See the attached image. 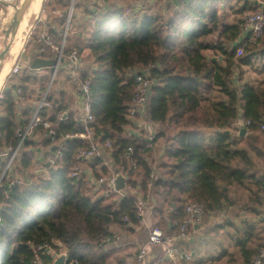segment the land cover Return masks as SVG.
Segmentation results:
<instances>
[{
  "label": "trees",
  "instance_id": "trees-1",
  "mask_svg": "<svg viewBox=\"0 0 264 264\" xmlns=\"http://www.w3.org/2000/svg\"><path fill=\"white\" fill-rule=\"evenodd\" d=\"M50 1L64 8L63 14L68 8L67 0ZM219 1L152 0L139 10L131 8L127 12L111 2L89 13L91 29L84 38L67 34L65 54L77 50L84 63L79 75L91 81L88 101L93 121L88 125L100 135V143L106 139L111 142L104 152L108 165L95 157L86 162V167L94 177L122 172L132 190L108 202L106 196L90 194L83 172L79 179L70 176L75 155L86 144L78 137L64 135L82 132L83 122L68 115L55 127L56 144L46 137L45 129L36 127L12 162V171H26L32 176V185L5 194L7 173H2L7 156L0 158V264H50L52 255L36 247L46 244L59 250L57 242L66 250V264H110V251L99 239L116 226L131 231L130 227L139 223L136 205L146 199L152 186L167 197L168 207H172L169 216L175 223L183 220L184 206L189 201L202 203L204 217L220 207L232 206L231 186L248 191L243 201L245 209L256 213L262 207L264 172L260 169L264 154L238 147L242 137L233 124L237 120L250 121L245 136L259 131L264 122V77L257 84L245 82L238 86L234 84L233 69L241 65L252 66L258 72L264 69L253 64L257 56H262L264 36L256 43L236 42L241 35L242 12L257 10L264 0H231L225 13L220 12ZM57 16L51 15L54 19L64 15ZM62 28L51 26L45 32L58 39ZM238 47H242L240 56H236ZM34 49V57L52 58L51 53L38 54L36 39ZM83 52H87L89 61ZM217 56L222 63L213 59ZM148 64L156 67L150 70L154 83L145 115L166 128L158 134L166 137V159L161 164L165 178L150 177L152 151L141 144L146 131L140 130L136 136L127 134L128 128H135L128 117L133 93V79L128 73ZM48 77L36 78L29 73L19 83L2 89L0 155L16 146L15 130L29 121L34 102L47 88ZM56 81L54 78L47 94L49 107L42 113L50 120L54 119L53 111L67 107L63 92L51 89ZM35 83L40 88L35 89ZM17 88L21 89L18 96ZM30 99L32 103L26 104ZM35 135L41 140H35ZM59 144L62 157L47 171L35 175L32 168L47 164ZM152 195L155 197V193ZM155 202L153 214L161 218L158 226L176 235L177 224L174 231H169L162 223L168 207L162 210ZM125 216L127 221L123 220ZM243 242L240 237L237 246L244 262L250 264L264 244L251 249Z\"/></svg>",
  "mask_w": 264,
  "mask_h": 264
},
{
  "label": "built area",
  "instance_id": "built-area-1",
  "mask_svg": "<svg viewBox=\"0 0 264 264\" xmlns=\"http://www.w3.org/2000/svg\"><path fill=\"white\" fill-rule=\"evenodd\" d=\"M49 0H43V6L47 4ZM68 8L67 15L68 19L66 21L64 29L60 32L59 38L55 39L54 36L50 33L42 32L37 38L36 42L38 44V54L43 55L46 53H51L52 58L56 60L54 72L50 74V85L48 88L41 92L37 97L36 101L33 104V109L31 113V117L29 121L22 127L17 128L15 130V136L17 138V144L15 147H9L8 150L4 153L7 156L6 165L4 167L2 176L7 173V184L5 194H8L14 188L26 185H32L33 179L32 176L29 175L26 171L23 174H20L16 171H12V162L14 158L18 155V151L21 146L25 142V140L33 133V130L36 127H42L46 130V137L50 139L53 144H56V129L62 121H64L68 115H72L74 119H78L80 122H83V131L80 133L69 134L66 133L64 138H75L78 137L84 140L86 147L80 149L76 155V163L71 171L70 176L74 179H79L81 173L83 172L88 182L91 184V190L95 197L106 196L112 194H118L120 197L127 195V191H131V187L125 183V187L123 190H117L115 188V177L116 171H112L109 175L94 177L86 170H84L83 164H86L87 161L94 159L95 157H99L102 159L105 165H108L106 161V156L104 152L108 150L111 146L110 140L106 139L104 143H100V135L96 134L94 129L88 124L93 121V116L90 109V103L88 101V94L90 91L91 81L88 78H82L79 75V72L84 68V63L81 60V56L77 52L76 49L70 50L68 54H65L66 47V39L67 32L69 28L70 15L75 8V4L80 0H67ZM13 0H0V29L3 25V21L5 19V15L9 13V8L13 7ZM263 4L257 10H246L241 14V22H240V30H241V39L244 43L252 42L256 43L260 38L264 36V13L262 11ZM54 16L58 13L57 9H52L51 11ZM242 54V47H238L236 49V56H240ZM43 58V57H42ZM62 59V62L59 60ZM156 67L154 64H148L146 66L133 68L129 70L128 75L133 79V93L130 102V106L128 109V117L134 121L136 124V119L139 118L138 123L143 127V129H147V134L145 138L142 139L141 144L144 145L149 150H153V141L154 135L149 131L148 126H144L142 124L143 121L146 120L145 110L151 95V88L153 85V80L151 79L150 70L151 68ZM21 66L13 63L10 69L11 73H16L20 70ZM64 69L66 76L73 81L76 86V89L79 93L80 104H79V112L74 115L68 112L67 110L62 111H53L51 114L53 116V120L48 119V117H44L42 113H44L45 109L49 107V102L47 100V94L49 88L54 80L56 72L58 69ZM40 69H36L38 71ZM21 89L17 88L15 94L20 95ZM2 97V90L0 91V98ZM23 100V97H19ZM239 123H243L247 127L250 124V121H240L237 120L233 125L237 127ZM259 131L264 132V122L260 124ZM59 144L55 151L53 152V157H50L46 163L36 165L33 168V173L35 175L40 174L42 171H47L50 166L55 164L57 158L62 157L63 150ZM131 151V148H128ZM44 163V162H43ZM122 173V172H121ZM92 174V173H91ZM125 177V182L127 181L126 174L122 173ZM150 177L156 178V173H150ZM151 183L149 184V186ZM102 191V193H99ZM99 193V195L97 194ZM148 201V200H147ZM261 215L264 214V194L261 196ZM148 211V203L143 200L138 202L136 205V217L138 218V224H142L146 219V214ZM185 216L180 223H177V234L174 235L170 232H167L162 227L158 225H150L147 228V245L155 246L160 245L163 246V256L167 257L171 261H176L177 259H185L190 260L191 256L188 253H181L178 251L175 243L177 238L185 237L188 232L201 225L202 216L204 213V208L202 203L198 201H189L184 206ZM264 216V215H263ZM123 220L127 221V217L125 216ZM121 242V236L117 232H111L108 235H105L99 239V243L101 244H111ZM37 250H43L49 252L52 247L47 246L46 244L38 245ZM149 249L144 245L141 246L137 253V261L145 262L148 258ZM67 261V257H66ZM65 261V264H66ZM76 262V261H75ZM72 262H70L71 264ZM250 264H264V249H260L256 254L252 256L250 259Z\"/></svg>",
  "mask_w": 264,
  "mask_h": 264
},
{
  "label": "rangeland",
  "instance_id": "rangeland-1",
  "mask_svg": "<svg viewBox=\"0 0 264 264\" xmlns=\"http://www.w3.org/2000/svg\"><path fill=\"white\" fill-rule=\"evenodd\" d=\"M13 1H14V3L12 5H14L15 11H14L13 7L9 8V13L5 15V19L3 21L4 23L0 29V53L7 46H9L11 44L10 33H12V19L16 13V10L18 9L17 3L15 2V0H13ZM77 2L78 3L75 4V8L72 12V15H70V21H69V28L70 29L68 30L67 34H69L70 37L78 36L80 38H84L86 35H88L90 33V29H91V21H90L89 13L96 12L99 9H101L102 7H104V6L106 7L111 2H114L117 6L122 7L123 10L126 12L131 10L132 7H134L133 8L134 10H139V9L143 8L145 4L150 3L151 0H107V3H106V1L102 2L100 0H80ZM232 2L233 1H231V0L219 1L220 12L225 13L227 11V9H226L227 4L232 3ZM55 8H57L59 10L57 13L58 14L57 17H59L60 15H62V16L64 15V16L59 17L57 19H54V17H51V13H52L51 11H52V9H55ZM62 9H64V8L56 7L54 4H52V2L50 0L47 2V4L45 6H43V0H42L40 11H39L37 17L31 21L30 29L24 38L22 46L20 47V49H21L19 52L20 56L19 57L17 56L18 58L12 59L8 55V52H6L3 55L2 59H0V69L3 67H5V71L7 69L6 73L4 74V76L0 82V91L7 85L19 83L22 80V77L26 76L29 73L36 75V78H37V75H40L37 72H35L34 70L29 72L28 67H25V68L23 67L22 61H25L24 60L25 57H28L29 54L31 53V51H33V49L35 48V39L40 33L45 32L47 30V28L51 27V26L57 27L58 25H60L61 27H63L62 29H64L66 21L68 19V15H67L68 13H67V9H66L65 13L63 14L64 10H62ZM228 18H230V17L228 16ZM60 23H62V24H60ZM15 37H16V41L19 38L23 37V36H21L19 28H18L17 35ZM207 55L209 56V55H211V53L209 51H207ZM83 56H84V59L86 61L90 60L88 55H87V52H83ZM216 58L219 61H221L220 56H217ZM262 62H263L262 58L257 56L256 61H254L253 64L261 66ZM13 63L22 66L21 69L16 73L10 72V69H11ZM251 68L247 67L246 70H243V71L239 70V68H238V70H237L238 73H236L233 76L234 82L238 83L237 81H238L239 76H243L246 79L247 78V72L253 71ZM235 69H237V68L235 67ZM49 81L50 80L48 77V82L45 84L44 89L47 86H49ZM53 86L54 87L58 86L57 81L54 82V84L52 85V88H51L52 90L54 89ZM33 87H35V89H37V88H40V85L38 83H35ZM30 100L28 102H26V104H31L33 100L32 99H30ZM157 137H158L157 138V145H156L155 150L151 152L152 154H151V157L149 158V161L151 164L152 172L156 173L158 178L159 177L165 178L166 176H165L164 170L161 167V164L164 160L162 158L161 148H160V145L162 144V142H164L165 137H159L158 135H157ZM263 138H264V132H261V131L253 132L252 134H250L248 136L242 137L241 140L239 141L238 147L246 148L248 153L251 152L252 154H254L256 152V150H258L256 147V143L262 142ZM34 139L35 140H37V139L41 140L40 137L38 138L36 135H35ZM40 143H41V141H40ZM40 143L38 145H40ZM262 147L264 148V146H262ZM262 151H264V149H262ZM1 153H2V151L0 152V154ZM4 157H5L4 154L0 155V158H4ZM33 168H32V170H33ZM228 189L230 190L232 199L234 200V204L232 205V207H229V206H223L222 208L220 207V209H216L212 212H209V213H207V215H205V217L203 216V218H202L203 227H205V229H206L204 236H205V234L210 232V233H212V239H214V238L215 239L213 241H210L211 238L210 239H202L204 237V236H202V238L199 239V246L203 245V248H201L200 251H204L205 249L209 248V245L212 246V245L216 244L217 242H219L220 244L224 243V245L228 244V242L230 241L229 234L231 232H233L234 230L232 227H230V225L225 223L226 220L233 221V223L235 222L236 225L242 224L241 216L243 214H241L240 211L241 210H247V209H243L242 203L248 197V191L244 188H240L237 186H231V187H228ZM89 192H90V194L94 195L91 189L89 190ZM99 193H102V191H100ZM99 193H97V194L99 195ZM118 196H119L118 194H112V195H106L105 198H106V201L110 202L114 199H118ZM148 196H149V194H147L145 201L148 203V206L150 207L153 204V202L148 200ZM155 199L157 200V204L159 203L160 209H162V210L167 209L169 204H168V199L164 193L162 194L160 192V190H156L155 191ZM246 214H247V215H245L246 217H243V218L246 219V221H247V218L249 216L251 217V213L249 211ZM160 222H161V218H160V215L157 213V215L153 214V216H150L149 221L147 222V225L148 226L149 225H159ZM218 225H221V228ZM258 229L262 233V231L264 229L263 225L260 226ZM114 230H116L120 236L127 237V233H126L127 230L125 229V227L116 226V227H114ZM228 231H230V232H228ZM240 231H242V230H240ZM130 247H132V248H130ZM104 249H109V251H110L109 257H108V262L110 264H123V263L129 262V261H133L135 258V255H136V249L134 248L133 245L129 246L128 244H120V242L111 243V245L105 247ZM49 253H51L54 257H57L61 254H64L65 257L67 256L66 250L64 247H61L59 250H56L55 248L52 247V249L49 251ZM184 262H183V264L193 263L190 261L186 262V263H184Z\"/></svg>",
  "mask_w": 264,
  "mask_h": 264
},
{
  "label": "crops",
  "instance_id": "crops-1",
  "mask_svg": "<svg viewBox=\"0 0 264 264\" xmlns=\"http://www.w3.org/2000/svg\"><path fill=\"white\" fill-rule=\"evenodd\" d=\"M34 1L35 2L37 1V3L39 2L40 5H39L37 13L30 17L27 31H25L24 34L23 33L21 34V36H23L22 37L23 38L22 44H23V41H24L26 34L28 33V31L30 29L31 21L37 17V15L40 11L42 1H40V0H33L32 1L31 0L30 5ZM151 2H152V0H151ZM263 5H264V3H263ZM132 8H134V7H132ZM21 23H22V19H21V22L19 24L20 33H21ZM241 41H242V39L240 37L236 42L239 43ZM34 50L35 49H33V51H31V53L29 54L28 57H25V59H24L25 61H22L23 67L29 68L31 61L35 58L34 57L35 56ZM17 56L19 57L20 54ZM17 56L12 58V59L18 58ZM213 58L216 59V57H213ZM260 58H262V61H263L262 67H264V48L262 49V56H260ZM45 59H48V58H45ZM219 62L222 63V61H219ZM245 67L251 68L252 66L241 65L240 67H236L237 69H235V67H234L233 76L236 73H238L237 72L238 68H239V70L243 71V70H246ZM1 69H0V72H1ZM251 69L253 71L247 72V78L246 79L243 76H241L240 79L238 78V81H237L238 83H235V82L234 83L238 86L242 85L245 82H249V83H253V84L259 83L260 80L264 77V69H262L261 72H258V70L255 71L253 67ZM31 70L36 71V69H31ZM6 71H7V69H6ZM6 71L4 72V74L6 73ZM36 72L38 74H40L39 76H46V75L50 76V74H51V71L49 68H41L40 70H38ZM65 77H67V76L64 72V69H59L57 75H55V77H54L57 79L58 86L53 87L54 88L53 90L63 92L64 100L67 104L66 105L67 107L64 110H67L71 114L76 115L79 112V104H80L79 93H78L77 89L75 88V86H73L71 84V81L66 80ZM49 80H50V78H49ZM47 88H48V86H47ZM146 115H145V117H146ZM138 120H139V118L136 119L137 123L134 125L135 128L133 127V128L127 129L128 135H135L136 136L140 133V130H144L143 127H140L142 125H140L138 123ZM142 124H144V126H148L149 131L154 135L153 150H152V151H154L156 148V145H157V138H158L157 135L159 133L164 132L166 130V128L160 124H156V123L149 121L148 117H146V120L143 121ZM233 126H235V125H233ZM145 130H147V129H145ZM146 133H147V131H146ZM247 133H248V131H247ZM167 137H170V135L168 134ZM165 141H166V137L164 138V142H162V144L160 145L161 155H162L163 160L166 159L164 152H163ZM262 146H264V138L262 139V142L256 143V147H257L258 151H260L264 154V151H262V149H264V148ZM83 167H86V164H83ZM84 170H86L88 173H90V177H91V175L93 176V173L89 167L84 168ZM260 172H264V166L260 169ZM88 185H89V190H90L91 189L90 182H88ZM155 191H156V187L153 186L150 189V193H148L149 194L148 200L153 202V204L150 207L148 206V211L146 214L145 221L142 224H137L135 226H131L130 227L132 229L131 231L129 229L125 228L127 230V232H126L127 237L121 236L120 244H128L129 246L133 245L134 248L136 249V255H135L134 260L123 263V264H183L184 261H185L184 263L189 262V261L193 262V263H188V264H197V263H200V264H247V262H244L242 255H241V250L237 246L238 239L240 237H243V240H244L243 243H245L247 248H251V249L253 247L257 246L258 244H264V229H263L262 233L258 229L262 225L264 227V216H263L264 214L261 215V207L258 208L256 213H252L248 209L247 210H241L240 212H241V214H243L241 216L242 224L236 225L235 222L233 223V221H228V220L225 221V223L230 225V227H232L234 230L230 234L228 233L229 239H230L228 244L224 245V243L220 244L219 242H217L216 244H214L212 246L209 245V248L205 249L204 251H200V249L203 248V245L199 246V239H201L202 236H204V233L206 230L205 227H203V223H202L198 227L191 229L185 237L177 238L176 243H175L176 247L178 248V251L181 253L190 254L191 259L190 260L177 259L176 261H171L167 257L163 256V246H160V245L148 246L147 245V228H148L147 222L149 221L150 216H153V209L156 206L155 197H154V195H152L155 193ZM244 204L245 203L243 202L242 206ZM229 207H232V206H229ZM171 209H172V207L169 206L168 207L169 211H167L164 214V217H163L164 221L162 223H164L163 225H164V227H166L167 230L174 231V226L176 223L170 219L169 212ZM243 209H245L244 206H243ZM247 211L248 212L250 211V213H251V217L249 216L247 218L248 222L246 221V219L243 218V217H246L245 215H247L246 214V213H248ZM218 226L221 228V225H218ZM240 230H242V231H240ZM112 231L117 232L116 230H114V228L112 229ZM228 232H230V231H228ZM249 232H250V234H248ZM249 235H251V236L249 237ZM210 238L212 239V233L208 232L207 234H205V236L202 239H210ZM211 239H210V241H213L215 238L212 240ZM109 245H111V244H106L105 247H107ZM143 245L149 249L148 258L145 260V262H138L136 256H137L139 248ZM130 248H132V247H130ZM52 257L54 258L53 255H52Z\"/></svg>",
  "mask_w": 264,
  "mask_h": 264
},
{
  "label": "water",
  "instance_id": "water-1",
  "mask_svg": "<svg viewBox=\"0 0 264 264\" xmlns=\"http://www.w3.org/2000/svg\"><path fill=\"white\" fill-rule=\"evenodd\" d=\"M25 1L24 0V3L22 5H20L18 7V9L16 10V13L12 19V32L15 31L21 17H22V12H23V8H24V5H25ZM262 11L264 13V5L262 6ZM10 46V45H9ZM9 46H7L1 53H0V59H2L3 55L8 51V48ZM215 59V58H213ZM60 62H62V59L59 60ZM55 64H56V60L55 59H45V58H42V57H35L30 65H29V68L30 69H41V68H49L51 73L54 72V69H55ZM49 85H50V82H49ZM8 89V87L6 88ZM237 135L239 137H244L247 133V127L243 124V123H239L237 125ZM125 177L124 175L119 172V171H116V177H115V188L117 190H123V188L125 187ZM57 245L59 247H62V244L60 242H57ZM65 261H66V257L64 254H61L57 257H54L53 258V261L52 263L50 264H65Z\"/></svg>",
  "mask_w": 264,
  "mask_h": 264
},
{
  "label": "bare ground",
  "instance_id": "bare-ground-1",
  "mask_svg": "<svg viewBox=\"0 0 264 264\" xmlns=\"http://www.w3.org/2000/svg\"><path fill=\"white\" fill-rule=\"evenodd\" d=\"M40 1H42V0H40ZM30 2H31V0H26L25 1V5H24V8H23L22 17L25 15V13H27V18L26 19H22V17H21V19H22V23H21V34L22 33L24 34V32L27 31L28 25H29V19H30L31 16H33V15H35L37 13L38 8H39V5H40L39 2L37 3V1L36 2L34 1L33 3H31V5L32 4H36L38 6L33 9V8H31ZM21 19H20V21H19V23H18L15 31H13L12 33H10L11 44H10L7 52H8V55L11 58H14V57H16L18 55V53L20 51V47L22 46V38H19L16 41V37H15L17 35V32H18V28H19V24L21 22ZM4 72H5V67H3L1 69V72H0V82H1V79L3 78Z\"/></svg>",
  "mask_w": 264,
  "mask_h": 264
},
{
  "label": "clouds",
  "instance_id": "clouds-1",
  "mask_svg": "<svg viewBox=\"0 0 264 264\" xmlns=\"http://www.w3.org/2000/svg\"><path fill=\"white\" fill-rule=\"evenodd\" d=\"M15 2L17 3V8H18L20 5H22L24 3V0H15ZM37 6L38 5H36V4H32L31 8L34 9ZM14 11H15V9H14ZM26 18H27V13H25V15L22 17V19H26Z\"/></svg>",
  "mask_w": 264,
  "mask_h": 264
}]
</instances>
